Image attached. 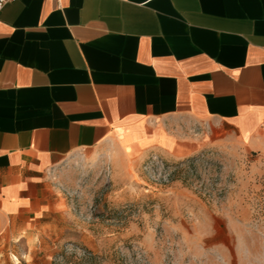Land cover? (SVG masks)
<instances>
[{"label":"crops","instance_id":"0c3cea01","mask_svg":"<svg viewBox=\"0 0 264 264\" xmlns=\"http://www.w3.org/2000/svg\"><path fill=\"white\" fill-rule=\"evenodd\" d=\"M106 141L172 158L264 148V0L8 1L0 226L45 221L50 169ZM229 233L205 239L206 258L211 245L228 253Z\"/></svg>","mask_w":264,"mask_h":264},{"label":"rangeland","instance_id":"374dc122","mask_svg":"<svg viewBox=\"0 0 264 264\" xmlns=\"http://www.w3.org/2000/svg\"><path fill=\"white\" fill-rule=\"evenodd\" d=\"M49 182L55 210L28 230L0 226V264H264V148L172 158L106 141L53 166ZM223 229L228 253L211 245L206 258Z\"/></svg>","mask_w":264,"mask_h":264},{"label":"built area","instance_id":"2783aa9c","mask_svg":"<svg viewBox=\"0 0 264 264\" xmlns=\"http://www.w3.org/2000/svg\"><path fill=\"white\" fill-rule=\"evenodd\" d=\"M10 0H0V10L3 8V6Z\"/></svg>","mask_w":264,"mask_h":264}]
</instances>
